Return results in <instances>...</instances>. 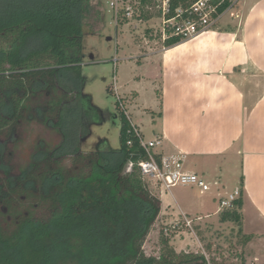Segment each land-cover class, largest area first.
Wrapping results in <instances>:
<instances>
[{
  "label": "trees",
  "instance_id": "16d2710c",
  "mask_svg": "<svg viewBox=\"0 0 264 264\" xmlns=\"http://www.w3.org/2000/svg\"><path fill=\"white\" fill-rule=\"evenodd\" d=\"M89 1L0 0V264H208L201 252L144 250L162 200L141 173L138 163L150 154L121 99L111 113L85 91L81 17ZM194 1L170 0L166 18L181 9L175 20L196 19L188 11ZM212 3L216 16L232 4ZM166 30L165 46L184 38L170 25ZM110 117L120 120V146L99 137L86 150L92 127ZM31 124L57 141L38 137L22 166L18 146ZM18 200L32 208L19 211ZM243 200L241 189L236 208L222 211V219L240 220Z\"/></svg>",
  "mask_w": 264,
  "mask_h": 264
},
{
  "label": "crops",
  "instance_id": "0c3cea01",
  "mask_svg": "<svg viewBox=\"0 0 264 264\" xmlns=\"http://www.w3.org/2000/svg\"><path fill=\"white\" fill-rule=\"evenodd\" d=\"M132 55L128 59L140 66L148 61L146 76H134L133 88L124 93L134 95L128 105L132 124L144 138L145 122L154 127L150 140H162L155 153L182 157L190 172L208 178L214 173L218 184L224 175L238 176L242 215L247 210L264 228V0H237L198 33L141 58ZM142 77L150 83L149 102L141 101L136 85ZM166 191L156 192L162 200L157 222L176 215L164 205Z\"/></svg>",
  "mask_w": 264,
  "mask_h": 264
},
{
  "label": "rangeland",
  "instance_id": "374dc122",
  "mask_svg": "<svg viewBox=\"0 0 264 264\" xmlns=\"http://www.w3.org/2000/svg\"><path fill=\"white\" fill-rule=\"evenodd\" d=\"M111 1L90 0L82 12L81 22L87 34L84 40L83 62L85 91L92 95L94 103L100 108L115 113L116 89L122 94L121 107L129 115L128 105L134 95L124 93L133 88L131 86L134 76H146L148 61L140 66L128 57L134 54L141 58L144 53L161 48L168 35L166 28L169 23L163 13V0H154L149 5L132 2L131 12L122 6H119L117 11L111 7ZM236 1L231 0L232 6ZM186 26L187 22L184 21L170 22L172 31L184 29ZM141 80L136 84L142 90L141 101L149 102L152 99L149 80L148 84L143 77ZM147 118H151L149 113ZM133 120L142 118L134 115ZM145 125V138L150 140L154 137V127L146 122ZM120 127V120L112 117L101 125H94L93 135L88 139L85 149H92L99 137H107L111 146L118 148ZM23 135L24 140L18 146L17 154V162L22 166L29 161L30 152L38 137H45L52 145L57 141V137L40 124L26 125ZM157 140L161 144L162 140ZM152 150L155 152L154 148ZM198 174L206 179L210 190L201 193L199 187L178 185L162 192L164 205L171 206L170 210H174L177 216L173 215L171 218L170 214H165L159 219L144 243L145 252L159 256L163 251L172 254L194 251L203 253L208 264H264V228L261 224L254 223L247 210L244 211V219L241 212L243 207L237 208L241 213L240 220H223L221 217L222 211L236 208L235 203L231 207L221 208L220 201L235 191L239 185L238 176L224 175L222 183L218 184L214 173L210 178L202 173ZM147 182L154 193L160 192L161 187L152 181ZM202 202L207 203V209L200 207ZM16 204L19 211L25 212L32 208L28 201L18 200ZM186 211L190 214L179 215ZM35 212L40 213L39 209ZM196 212L202 215L198 216Z\"/></svg>",
  "mask_w": 264,
  "mask_h": 264
},
{
  "label": "built area",
  "instance_id": "2783aa9c",
  "mask_svg": "<svg viewBox=\"0 0 264 264\" xmlns=\"http://www.w3.org/2000/svg\"><path fill=\"white\" fill-rule=\"evenodd\" d=\"M170 0H163V13L166 18V13L169 11ZM111 7L119 11V6H122L126 11L131 12V2L124 0H112ZM218 4H213L212 0H196L194 1L188 11L197 15L196 19L183 20L187 22V26L184 29H178L173 31L172 34H181L184 37L193 35L205 29L211 25L219 15L216 16ZM182 14L181 9H178V15ZM176 16V17H177ZM176 17L167 19L170 22L176 19ZM168 37V35H167ZM166 37V38H167ZM165 38V40H166ZM139 133L138 129H135ZM141 143L145 149L149 152L150 157L148 159L140 161L139 167L144 179L154 182L158 187L171 189L174 186H191L199 187L202 192L209 190L210 186L206 179L198 173L190 172L185 168L184 159L175 155H163L160 160L156 159L151 151L160 143L159 140H146L141 137ZM133 163L129 164V169ZM240 196V190L237 189L233 193L221 199V208L231 207Z\"/></svg>",
  "mask_w": 264,
  "mask_h": 264
}]
</instances>
